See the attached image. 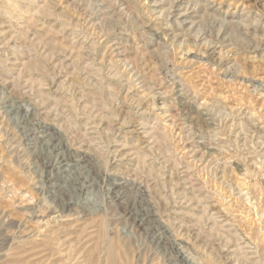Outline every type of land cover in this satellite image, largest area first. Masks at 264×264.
<instances>
[{"label": "rangeland", "instance_id": "obj_1", "mask_svg": "<svg viewBox=\"0 0 264 264\" xmlns=\"http://www.w3.org/2000/svg\"><path fill=\"white\" fill-rule=\"evenodd\" d=\"M174 1L0 0V264H264V0Z\"/></svg>", "mask_w": 264, "mask_h": 264}, {"label": "bare ground", "instance_id": "obj_2", "mask_svg": "<svg viewBox=\"0 0 264 264\" xmlns=\"http://www.w3.org/2000/svg\"><path fill=\"white\" fill-rule=\"evenodd\" d=\"M89 1V0H88ZM129 1V0H128ZM179 1L180 0H175L174 1V4H173V6L171 7V8H173V9H176L177 7H179ZM199 1V0H198ZM115 2V1H114ZM172 2V1H171ZM200 2V1H199ZM94 3V2H93ZM116 3V2H115ZM130 3V2H129ZM187 3V2H186ZM87 2H86V6H87ZM168 4H170L169 2H168ZM190 4V3H189ZM193 4V3H192ZM133 5V4H132ZM132 5H131V7H132ZM129 6V5H128ZM127 6V7H128ZM126 7V8H127ZM187 7V6H186ZM195 7V6H194ZM89 9V8H88ZM130 9V8H129ZM198 9V8H197ZM203 9H204V7H203ZM47 10V9H46ZM45 10V11H46ZM132 10H133V8H132ZM166 10V9H165ZM181 10V9H180ZM110 11V10H109ZM115 11V10H114ZM113 11V12H114ZM127 11V10H126ZM130 11V10H129ZM134 11H135V9H134ZM137 11V10H136ZM167 11V10H166ZM172 11V10H171ZM214 11V10H213ZM112 12V11H111ZM165 12V11H164ZM175 12V11H174ZM173 12V13H174ZM137 13V12H136ZM177 13V12H176ZM108 14V13H107ZM166 14V13H165ZM172 14V12H170V10L168 11V14H167V16H170ZM106 15V14H105ZM174 15V14H173ZM112 16V15H111ZM110 18V17H109ZM242 18V17H241ZM62 19V18H61ZM139 19V18H138ZM199 19V18H198ZM242 20V19H241ZM129 21V20H128ZM114 22H116V21H114ZM198 22V21H197ZM69 23V22H68ZM71 23H72V21H71ZM104 23V22H103ZM107 23V22H106ZM139 23V22H138ZM109 24V23H108ZM137 24V23H136ZM70 25V24H69ZM73 25V24H72ZM73 27V26H72ZM111 27V26H110ZM209 27V26H208ZM232 27V26H231ZM234 27V26H233ZM236 28V27H235ZM133 29V28H132ZM198 29H199V27H198ZM198 29H197V31H198ZM211 29V28H210ZM209 29V32L211 31ZM196 32V31H195ZM208 32V31H207ZM212 34V33H211ZM216 34V33H215ZM203 35V34H202ZM213 35H214V32H213ZM212 35V36H213ZM164 36V35H163ZM215 36V35H214ZM100 45V44H99ZM34 66V65H33ZM43 66V65H42ZM31 67V66H30ZM35 68V67H34ZM38 69H40V68H38ZM44 69V68H43ZM168 69V68H167ZM84 71H85V69H84ZM112 71V70H111ZM79 72V71H78ZM81 72V71H80ZM115 72H117V71H115ZM137 73V72H136ZM135 73V74H136ZM110 74V73H109ZM135 74H133V75H135ZM115 75H117V73L115 74ZM138 75H139V73H138ZM232 76V75H231ZM88 77V76H87ZM115 77V76H114ZM225 77V76H224ZM130 78V77H129ZM138 79V78H137ZM128 80V79H127ZM118 82H119V80H118ZM100 83V82H99ZM131 83V82H130ZM91 84V83H90ZM131 86V85H130ZM114 87V86H113ZM102 88V87H101ZM99 89V88H98ZM97 89V90H98ZM116 89V88H115ZM150 89V88H149ZM95 91V90H94ZM108 90H106V92H107ZM43 94H45V93H43ZM109 94H111V93H109ZM103 96H104V94H103ZM102 96V97H103ZM114 96V95H113ZM100 97V96H99ZM98 97V98H99ZM109 97H112V96H110L109 95ZM117 97V96H116ZM115 98H113L112 100H114ZM154 99V98H153ZM111 100V99H110ZM152 100V99H151ZM101 101V100H100ZM99 101V102H100ZM44 102V101H43ZM108 102V101H107ZM102 103H103V101H102ZM106 103V102H105ZM183 103V102H182ZM3 103H1L0 105H2ZM15 104V103H14ZM92 104V103H91ZM111 104H112V101H111ZM183 104H186V103H183ZM5 105H6V103H5ZM139 105V104H138ZM12 106H14V105H12ZM10 107V109L12 108V110H13V108L14 107ZM19 106H21L20 104H19ZM19 106H17V104H16V107H19ZM109 106V105H108ZM108 106H106V107H108ZM189 107V106H188ZM192 107V106H191ZM191 107H189V111H191L190 109H191ZM197 107V106H196ZM1 108V107H0ZM6 108V107H5ZM46 108V107H45ZM110 108V107H109ZM115 108V107H114ZM4 109V108H3ZM9 109V108H8ZM16 109V108H15ZM19 109V108H18ZM18 109H16V110H18ZM56 109V108H55ZM97 109V108H96ZM198 109V108H197ZM22 110V109H21ZM45 110V109H44ZM105 110V109H104ZM199 110H201V109H199ZM5 111H6V109H5ZM15 111V110H14ZM202 111V110H201ZM8 112H10V111H8ZM11 112H13V111H11ZM21 112V111H20ZM203 112V111H202ZM14 113V112H13ZM39 113V112H38ZM37 113V114H38ZM43 113V112H42ZM70 113V112H69ZM193 113H195V112H193ZM197 113H199V111L197 112ZM187 114V113H186ZM189 114V113H188ZM196 114V113H195ZM39 115H41V112H40V114ZM191 115V114H190ZM198 115V114H197ZM202 115V114H201ZM25 116V115H24ZM193 116V115H192ZM226 116V115H225ZM187 117V116H186ZM206 117V116H205ZM204 117V118H205ZM228 117V116H227ZM36 118V117H35ZM40 118V117H39ZM191 118V117H190ZM26 120V119H25ZM204 120V119H203ZM224 120V119H223ZM128 121V120H127ZM205 121H207V120H205ZM205 121H203L204 123H205ZM209 121V120H208ZM25 122V121H24ZM193 122V121H192ZM207 123V122H206ZM205 123V124H206ZM209 123V122H208ZM126 124V123H125ZM41 125V124H40ZM207 125V124H206ZM206 125H204V126H206ZM225 125V124H224ZM208 126H209V124H208ZM39 127H41V126H39ZM210 128V127H209ZM225 129V128H224ZM208 130V129H207ZM206 130V131H207ZM212 130V129H211ZM228 130V129H227ZM230 130V129H229ZM228 130V131H229ZM242 130V129H241ZM217 131V130H216ZM211 132V131H210ZM219 132V131H218ZM232 132V131H231ZM241 132V131H240ZM226 134V133H225ZM229 134V133H228ZM231 134V133H230ZM213 135V134H212ZM215 135V134H214ZM236 135V134H235ZM33 137V136H32ZM57 137V136H56ZM157 137V136H156ZM160 137V136H159ZM158 137V138H159ZM211 137V136H210ZM226 137V136H225ZM228 137H229V135H228ZM232 137V136H231ZM235 137V136H234ZM234 137L232 138V139H234ZM54 138H55V136H54ZM59 138V137H58ZM51 139H53V137H51ZM227 140V139H226ZM243 140H244V138H243ZM58 141V140H57ZM165 141V140H164ZM230 141V140H229ZM243 142V141H242ZM61 143V142H60ZM227 143V142H226ZM236 143V142H235ZM49 144H51V141H50V143ZM55 144H56V142H55ZM61 145H63V144H61ZM233 145V144H232ZM244 145V144H243ZM243 145H242V147H243ZM60 146V145H59ZM58 146V147H59ZM64 146V145H63ZM163 146H164V144H163ZM238 146V145H237ZM56 147V146H55ZM57 147V148H58ZM66 147V146H65ZM54 148V147H53ZM60 148V147H59ZM64 148V147H63ZM232 148V147H231ZM56 149V148H55ZM66 149H69L68 147L66 148ZM58 151H59V149H58ZM61 151V150H60ZM64 151V150H63ZM69 152V151H68ZM67 152V153H68ZM72 153V152H71ZM60 154H61V152H60ZM65 154H66V152H65ZM237 154V153H236ZM240 154V153H239ZM238 154V155H239ZM249 154V153H248ZM247 154V155H248ZM260 154V153H259ZM69 155V154H68ZM76 156V155H75ZM80 156V155H79ZM79 156H78V158H79ZM2 157V156H1ZM68 157V156H67ZM65 158H66V155H65ZM78 158H76V159H78ZM89 158V157H88ZM259 158V157H258ZM72 159H74V158H72ZM2 160V159H1ZM79 160H81V161H83V162H89V159H87V156H80V159ZM61 161V160H60ZM80 161V162H81ZM171 161V160H170ZM176 161V160H175ZM264 161V160H263ZM66 162V161H65ZM91 162V161H90ZM63 163H64V161H63ZM68 163V162H67ZM262 163V162H261ZM70 164V163H69ZM72 164V163H71ZM84 164V163H83ZM177 164V163H176ZM179 164V163H178ZM75 165V164H74ZM87 164L85 163V166H86ZM90 165V164H89ZM88 165V166H89ZM76 166V165H75ZM84 166V167H85ZM87 166V167H88ZM68 167V166H67ZM173 167V166H172ZM69 168V167H68ZM159 171V170H158ZM7 173V172H6ZM10 173V172H9ZM13 173V172H12ZM8 174V173H7ZM159 174V173H158ZM14 178V177H13ZM2 179V178H1ZM8 182V181H7ZM9 182H11V181H9ZM8 182V183H9ZM2 183V182H1ZM2 186H4V185H2ZM5 187V186H4ZM3 187V188H4ZM12 187H13V185H12ZM12 187H9L8 188V190L10 189V188H12ZM1 188V190H2V187H0ZM7 188V187H6ZM4 190V189H3ZM10 190H12V189H10ZM57 190V189H56ZM59 190H61V189H59ZM13 191H17V188L16 189H14V187H13ZM10 192V191H9ZM59 192H61V191H59ZM58 192V193H59ZM17 192H15L14 194H16ZM173 193V192H172ZM12 194V193H11ZM26 194V193H25ZM13 195V194H12ZM22 195V194H21ZM218 195V194H217ZM8 196V195H7ZM20 196V195H19ZM24 197H25V195H23ZM178 196V195H177ZM12 197H15V196H12ZM24 197H21L20 196V198H24ZM140 197H142V198H145L146 199V196L144 197V196H140ZM207 197V196H206ZM253 197V196H252ZM29 199V198H28ZM27 199V200H28ZM68 199H70V198H68ZM140 199V198H139ZM143 200V201H146V200ZM148 199V198H147ZM141 200V199H140ZM203 200H205V199H203ZM70 201V200H69ZM218 201V200H217ZM28 202V201H27ZM31 202V201H30ZM66 202H67V200H66ZM66 202H64L65 204H67ZM64 203H62V205L64 204ZM142 203V202H141ZM140 203V204H141ZM207 203V202H206ZM214 203H216L215 201H214ZM139 204V205H140ZM149 204H150V202H149ZM212 204V203H211ZM143 205V204H142ZM208 207H209V205H207ZM47 207H49V206H47ZM144 207V206H143ZM146 207H147V205H146ZM152 207V206H151ZM203 207V206H202ZM212 207V206H211ZM145 208V207H144ZM149 208V207H148ZM205 208V207H204ZM213 208V207H212ZM152 209H154L152 212H155L156 210H155V208H152ZM49 210V209H48ZM151 211V208H149L148 210L146 209V212L147 211ZM214 210V209H213ZM263 210V209H262ZM49 211H51V210H49ZM68 211L70 212L71 210H69L68 209ZM143 211V210H142ZM149 211V212H150ZM52 212V211H51ZM75 212H76V210H75ZM141 212V211H140ZM145 212V211H144ZM203 212V211H202ZM263 212H264V210H263ZM263 212L261 213V214H263ZM143 213V212H142ZM142 213H141V216H143L144 214H146V213H144L143 215H142ZM148 213V212H147ZM158 213V212H157ZM151 214H153V213H151ZM37 215V214H36ZM35 216V215H34ZM38 216V215H37ZM145 216V215H144ZM146 216H147V214H146ZM156 216V215H155ZM157 216H158V214H157ZM210 216V215H209ZM149 217V216H148ZM151 217V216H150ZM40 218V217H39ZM37 218V220H39V221H41V219L43 218ZM45 218V217H44ZM141 218H143V217H141ZM156 218V217H155ZM154 218V219H155ZM206 218V217H205ZM212 218V217H211ZM36 219V218H35ZM144 219H146V217L144 218ZM148 219V218H147ZM146 219V220H147ZM158 219V218H157ZM152 220V219H151ZM205 220V219H204ZM142 221V220H141ZM147 221H149V220H147ZM142 222H144V221H142ZM157 222V221H156ZM199 222V221H198ZM197 222V223H198ZM214 222V221H213ZM213 222H212V224H213ZM100 223V222H99ZM149 223H150V221H149ZM149 223H148V225H149ZM154 223V222H153ZM152 223V224H153ZM162 223V222H161ZM157 224V223H156ZM203 224V223H202ZM217 224V223H216ZM162 225V224H161ZM214 225V224H213ZM212 225V226H213ZM151 225H149V227H150ZM106 227V225H104L103 224V222L101 221V223H100V225H99V235H98V237H97V239H96V243H95V246L93 247L94 248V251H95V248H96V251L95 252H97L98 250V252L97 253H99L100 251H101V255H102V253H104V255H103V257H101L100 255H98V256H96V258H94V256H93V258H91L90 259V261H91V263H89V264H131V263H129V261L130 260H128L127 258L126 259H124L125 257H123L124 255L123 254H125V252L123 253V251L122 250H120L119 248H118V244L114 241V240H112L111 239V237L110 236H108V232L106 231L107 229L105 228ZM153 227H155V226H153ZM160 227V226H159ZM158 227V228H159ZM214 227V226H213ZM218 227H221L220 225L218 226ZM151 228V227H150ZM156 230H157V228H155ZM154 229V230H155ZM162 229V228H161ZM200 229H201V227H200ZM199 229V230H200ZM238 229V228H237ZM241 229V228H240ZM227 230V229H226ZM235 230V229H234ZM162 231H164V229L162 230ZM200 231H202V230H200ZM219 231H221V230H219ZM165 232V231H164ZM232 232V231H231ZM235 232V231H234ZM248 232V231H247ZM258 232V231H257ZM161 233V232H160ZM217 233V232H216ZM238 233V232H237ZM236 233V234H237ZM253 233V232H252ZM256 233V232H255ZM254 233V234H255ZM222 234V233H221ZM162 235V234H161ZM245 235V234H244ZM256 235V234H255ZM254 235V236H255ZM237 236V235H236ZM236 236H234L235 238H236ZM241 236V235H240ZM243 236V235H242ZM241 236V237H242ZM258 236V235H257ZM248 238V237H247ZM251 238H252V236H251ZM240 239V238H239ZM172 240V239H171ZM229 240H231V239H229ZM234 240V239H233ZM236 240V239H235ZM243 240V239H242ZM254 240H255V238H254ZM253 240V241H254ZM169 241V240H168ZM250 241V240H249ZM258 241V240H257ZM246 242V241H245ZM244 242V243H245ZM167 243V242H166ZM247 243H248V240H247ZM251 244V243H250ZM207 245V244H206ZM253 245V244H252ZM259 246V245H258ZM120 247V246H119ZM173 247V246H172ZM240 247V246H239ZM239 249V248H238ZM124 250V249H123ZM262 250V248L260 249V251ZM257 251H259V250H257ZM92 252V251H91ZM178 253H179V251H178ZM257 254V253H256ZM259 254V253H258ZM261 254V253H260ZM263 254V253H262ZM3 254H0V256H2ZM90 256H92V253H90L89 254ZM179 255V254H178ZM126 256V255H125ZM246 256V255H245ZM89 257V256H88ZM258 257V256H257ZM262 257V256H261ZM183 258V257H182ZM239 258V257H238ZM244 258V257H243ZM252 258V257H251ZM259 258V257H258ZM264 258V257H263ZM71 259V258H70ZM93 259H94V261H93ZM186 259V258H185ZM254 259V258H253ZM256 260H257V258H255ZM183 260H184V258H183ZM187 260V259H186ZM264 260V259H263ZM236 261V260H235ZM234 261V262H235ZM249 261V260H248ZM255 261V260H254ZM258 261V260H257ZM257 261H256V263H257ZM131 262V261H130ZM243 262H245V261H243ZM260 262V261H259ZM258 262V263H259ZM87 264V263H86ZM186 264V263H185ZM189 264V263H188ZM245 264V263H244ZM255 264V263H254Z\"/></svg>", "mask_w": 264, "mask_h": 264}]
</instances>
